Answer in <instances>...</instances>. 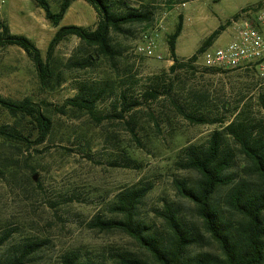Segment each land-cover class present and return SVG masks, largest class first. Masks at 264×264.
<instances>
[{"label":"rangeland","instance_id":"rangeland-1","mask_svg":"<svg viewBox=\"0 0 264 264\" xmlns=\"http://www.w3.org/2000/svg\"><path fill=\"white\" fill-rule=\"evenodd\" d=\"M46 1L52 12H58L61 0ZM262 2L110 0L115 13L139 11L147 20L110 33L111 57L98 54L75 36L68 37L55 50L51 61L54 77L47 86L40 82L23 50L0 48V95L13 101L28 100L50 122L40 142L33 118L12 115L0 107V126L16 128L28 141L0 137V237L10 236L0 248V263L34 241L42 246L24 264H61L69 252L100 264H117L119 253L151 262L123 232L92 226L97 218H119L108 210L117 194L146 184L152 189L138 206V220L166 235L156 211L168 203L202 235L201 243L189 253L218 254L194 205L177 195L173 182L184 180L190 186L195 182L197 174L180 166L184 150L207 146L214 132L221 133L223 150L233 157L227 173L236 181L251 180L247 162L225 127L238 121L253 127L255 135L264 136V83L248 71L206 69L198 58L170 73L173 60L168 41L181 22L175 55L178 63H187L214 32L218 34L205 49L229 42L232 22L242 11L253 10ZM97 21L89 4L73 0L59 27L93 30ZM0 22L12 34L30 39L45 61L58 27L46 20L34 0H0ZM84 61L90 65L77 66ZM150 89L158 91L157 98H144ZM77 95H98L93 110L67 103ZM122 96L138 101L139 106L123 113ZM173 101L204 122L186 120ZM226 191H217L214 204L225 217L236 219L224 207Z\"/></svg>","mask_w":264,"mask_h":264},{"label":"trees","instance_id":"trees-1","mask_svg":"<svg viewBox=\"0 0 264 264\" xmlns=\"http://www.w3.org/2000/svg\"><path fill=\"white\" fill-rule=\"evenodd\" d=\"M44 11L45 18L53 26L58 27L51 38L43 60L35 44L23 35L12 34L9 28L0 22V48L15 46L23 50L33 62L40 82L47 86L54 77L51 61L58 45L70 36H75L88 47L97 50L104 57H111L113 51L109 44L111 32H118L120 28L130 23H140L147 20V15L139 11L115 13L110 0H84L97 13L98 21L93 30L76 25L59 27L73 0H61L58 12L51 11L46 0H34ZM181 31V22L168 41L169 52L173 64L170 73L184 69L186 64L194 63L197 55L201 54L208 42L218 34L214 32L211 39L205 42L196 55L190 57L187 63H178L175 55V42ZM89 61L78 63L77 66L88 67ZM162 75H166L163 73ZM161 78L159 76L156 79ZM156 89L147 90L144 98L155 99ZM98 95L83 97L77 95L67 101L69 105L82 107L92 111ZM177 111L189 122L203 123L204 120L185 111L173 101ZM138 101H127L122 96V112L126 113L139 106ZM0 107L12 115L29 116L36 122L40 132V142L48 133L50 122L39 109L28 101H13L0 95ZM225 132L238 145L240 153L248 165V176L251 180L235 178L227 172L233 164V157L223 150L222 136L214 132L205 147L190 146L184 150L181 168L192 170L197 179L190 186L184 180L173 182L178 196L188 200L195 207V212L201 222L202 229L213 241L218 254L200 252L191 255L189 251L198 246L202 235L186 224L178 211L166 203L156 215L166 226V235L155 231L152 224L137 219V209L141 201L151 191L150 184L126 188L117 194L109 212L119 216L113 219L97 218L93 221V228L103 231L119 230L132 238L150 258L151 262L143 260L129 253H119L115 256L117 264H264V136L255 135V129L245 123L234 121L225 127ZM0 137L7 140L28 142L14 127L0 126ZM221 188H227L224 194V207L231 211L236 219L225 217L221 209L213 201V197ZM9 233L0 237V248L9 239ZM42 244L36 241L20 247L18 252L0 264H24L26 258L39 250ZM61 264H100L92 260H82L79 254L69 252L61 259Z\"/></svg>","mask_w":264,"mask_h":264},{"label":"built area","instance_id":"built-area-1","mask_svg":"<svg viewBox=\"0 0 264 264\" xmlns=\"http://www.w3.org/2000/svg\"><path fill=\"white\" fill-rule=\"evenodd\" d=\"M229 36L223 46L205 49L198 56L200 64L218 72L248 71L264 83V2L242 11Z\"/></svg>","mask_w":264,"mask_h":264},{"label":"water","instance_id":"water-1","mask_svg":"<svg viewBox=\"0 0 264 264\" xmlns=\"http://www.w3.org/2000/svg\"><path fill=\"white\" fill-rule=\"evenodd\" d=\"M34 179V178H33Z\"/></svg>","mask_w":264,"mask_h":264}]
</instances>
